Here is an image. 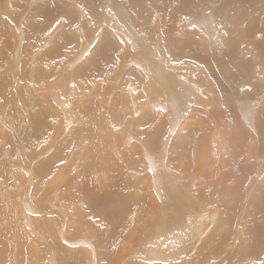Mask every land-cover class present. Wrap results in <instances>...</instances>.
Here are the masks:
<instances>
[{
	"label": "bare ground",
	"instance_id": "bare-ground-1",
	"mask_svg": "<svg viewBox=\"0 0 264 264\" xmlns=\"http://www.w3.org/2000/svg\"><path fill=\"white\" fill-rule=\"evenodd\" d=\"M7 1L8 0H0V4L3 8L2 10L0 9L1 11L0 13L4 15H7L9 11L8 9H10L11 7V4L7 6V3H6ZM17 1L18 3L25 4L26 7L24 9L26 10H28L29 6H33V5L38 6V4L40 6V8H37L35 6L37 9L36 8H35L36 10L32 9L33 12L31 10V13L28 14V16L26 14L27 12L23 14L26 11L25 10L23 12L20 11L21 15L16 14V16H14L15 19L13 18L17 26L16 28L22 29L20 24L23 22H20V21L24 18V16L27 17L25 18L27 21L25 22V24L27 25L28 29L27 27L25 28L27 29V31L25 30L26 32L24 34H31L33 36L38 31L36 28L39 29L40 27L39 29V32L41 34L40 36L44 34L43 35L44 37H41L44 41L42 44H40V46L38 45L40 42L38 44L35 42L36 45H38L40 48L43 46H44L43 48H45L49 46L50 43H52L54 39V34L51 36H48L50 34L49 32L47 33V31H49L53 26H56L57 23H60L59 21L60 19H62V21L65 23L63 25L71 27V28L75 27L73 28V30H76V26L74 25L75 24L77 25L80 20H81L80 22L84 21L83 25L86 26L84 37L86 38L87 41L85 40L86 42L84 43L80 42L81 45H79V43L77 44V46L79 45L81 48L78 47L79 50L78 52L76 51L77 53L74 55V60L71 61L70 59L65 64L61 63L62 61L58 62L55 59H52L53 60L52 62L50 61V64L53 65L52 69L54 68V71L55 69L59 67L62 69L65 65L66 67L70 68V67H73L74 64H76V66L74 67V70L72 71V74H70L71 72L66 73V71H63V72L59 71L57 76H55V78L53 77L52 81L50 80L51 81L50 83L48 81L46 82L47 84L42 83L41 86H38V84L37 85L34 84L36 83V80L35 82H32V79L29 80L32 83L33 88H35V90H37L39 94H44V97L42 98L40 97L41 99L37 100L35 103V104H39L40 108H43L44 106L55 108L52 105L51 101L57 102L58 96H59L57 93L59 89L62 88L61 86L63 87L65 85L68 86V84L72 82H76L77 84L75 85L79 87L76 92L77 93L76 98L78 97L79 99H82L88 96L91 97V99L87 100L86 103L79 101L78 103L76 102L74 103L76 104L75 106L69 104V107L65 108L66 109L65 111H67V114H68L67 117L70 122L73 121L74 114H78L77 119H78V122L80 120V123L83 125V131L84 129H89V128L91 129V132H87V134L86 132L84 134L81 132L84 135V137L88 138V141L87 140L86 141L90 142V144L88 145L89 146L88 150L91 153L90 155H88V157H90L89 159L90 163L87 165V163L85 164L82 161L83 165H81V168L79 166V168L82 171V174L81 175L79 174L78 177H75L72 180L68 179L69 183L66 182L62 184L61 180H59V177L57 176L56 179H58L60 183L59 181L58 182L55 181V183L51 187V192H48L47 194H45V197L49 196V199L51 200H49L48 198L45 200H49L48 202H53L54 204H56L54 200H57V198H59V201L64 199L66 200V202L68 200L67 206H70L69 202L72 200L71 198H73V191H72L73 189H70L69 187L73 186L75 188V186L77 185L79 186L82 182H85V185H86L89 180V173H92L91 184H94L95 181L93 179L94 177L93 175L98 176L97 173L100 170L99 166L102 164L99 161V156L106 155L108 149L110 147H113L114 151L112 150V148H111V151L115 153L114 154L112 152V155L115 158L114 160L112 159L111 161L112 163H110V161L108 160L111 166L110 172L105 171L103 174L99 173V174H102L100 176L102 177L104 176V178L106 177L105 179L103 178L104 180H110V181H107L110 183L109 185H105L104 183H102L99 188H101L102 185L104 184L108 190L106 189L105 192H102V190L100 191L96 187L89 186L90 190L89 192L87 191L86 197L81 200L78 199L79 201L78 203L80 204L84 203L86 205H89L90 206L89 208H91L92 210L96 211L95 209H97L99 210V212L104 213V214L100 213L98 216L96 215L94 217L95 220L92 221L94 226L97 225L99 228H102L101 230H103L102 222L105 221V216L108 217L107 226H106V222H104V224H105L106 231H107V227H110L109 233L105 235L103 234L101 238L105 246H108V247L110 246L109 249H111L113 244L118 241L117 239L119 240L121 239L122 243H124L123 245H121V249L118 250L117 254L113 256L114 259H108V256L104 257L103 255V257L101 258V260L104 259L102 263L116 264L117 261H119L121 257L122 258L126 257L124 260L122 261L120 260L119 263L122 264L127 259L134 258L138 260H136L135 263H133L132 261V263H129V264H167L169 263L170 259H172L171 261H173L170 264L179 263L178 260L180 259H181L180 262L182 263L194 264V262L192 261L190 263L187 262L190 257L185 259L184 256L193 255V252L195 253L196 251H197V254L199 253V258L208 257L210 260V258L213 256V260L216 261L215 264H218L219 262H221L222 259L227 262L228 260H231L230 258L227 257V254H230V253H227L228 251H226V256L225 257L222 256V259H221V255L219 254L221 252L222 254L225 253L224 252L225 248L223 247V244H222L223 240H221L218 236L217 237L219 239H217L216 237L217 240L216 241L214 240L215 239L214 231H212L211 235L209 236L212 238L208 237V239L214 238L213 239L214 245L210 247L211 255H208V254L201 255L202 254L200 252L201 249L199 250L200 247L199 248L197 247L198 250L196 249L195 251L196 246H200L198 245L201 243L200 241L205 239L208 228L215 226L214 228L216 231L223 230L227 232L228 231L227 229H229L230 225L233 226L236 220L238 222L239 216H236L237 212L235 211V209L232 211L233 208H230L226 204H224V207L222 210L220 209L217 210L214 208L212 209L211 214L205 213L207 210H209V207L211 208L214 207L213 200H215L216 197H218V200H220V198L218 195H213L211 198L212 200H209L210 196L208 192L210 190L206 191V189H204V190H201V192L199 191L200 193H197L198 191L197 190L195 191L194 189L196 188L201 189L205 187L213 188V186L217 185L218 182L220 181V177H223V176L227 177L229 175L228 178L232 177L234 178V180H237V182L238 181L243 182L244 180L248 181L246 180V178L248 179L250 177L249 175H251L250 171L252 167L250 165V162H255V158H256L255 155L257 153L256 151H258L257 149H259L260 147L257 145L258 141L256 140L257 139L256 136L259 134H257V129L252 124V119L249 116V114L251 113H247L248 111H250L253 103L251 105L249 104L250 105V109H249V107L247 106L248 103L246 104L245 101L241 99L240 97L241 95H239L238 93L240 92L241 84L239 86L237 83L249 82V80H251V78L249 77L250 75H252L250 74V70H251L250 68H256V66L263 65L264 56L259 57V55L261 54V53L259 54V51L264 52V14H262L264 13L263 7L260 4H258L256 8H254L253 6L254 4L252 5L245 0V5H249L250 7L249 9V7L246 6L247 7L246 9V7L245 8L242 7L243 6L242 4H241L242 6L239 7V2H237L238 4H234L233 0L230 1L229 3L223 0L219 4L220 5L219 8L216 7L217 9L212 12V15L207 13V11H209L208 8L211 2L210 4L207 3L206 7L202 8L203 11L202 10L198 11L199 6L196 5L198 9L196 7H193L194 9H192V11L194 10V13L192 14L191 12H188V11L190 10L192 6H194L195 0H179L180 2H178V0H162L166 3V5H168L169 9H167L166 6H161V10H159L157 14L161 15V17L163 18V24L159 26L157 25L155 27V28L158 27L155 34L153 33L150 34L152 30L150 32L148 31V29L150 28L152 24L154 25L155 23H158L159 20L156 19V16H154V13H151L152 11L150 12L151 6L150 7L148 6L149 8L147 7L146 9V7H144L145 2L141 0H127L126 5H123L122 3H120L123 0L121 1L120 0H58V1L50 0L52 1V4H45L44 2H46L47 0H17ZM48 2L49 1H47L46 3ZM232 2L234 5L232 4ZM246 2L248 4H246ZM149 4L151 5L152 3H149ZM170 5H174V8H173L174 11L173 9L171 10ZM13 6L14 7L18 6L19 8L18 7L16 8L21 9V7H23L24 5L19 4V5H13ZM14 7L11 8L10 10L13 11V9H15ZM130 8H134L136 11H134L132 14L133 10H131ZM18 9H15V10H18ZM81 10H85V12L88 13V16L91 15V19L89 18V20L92 22V25H88L90 23L86 24V22L88 21L86 20L85 22V20H83L84 18H87L88 16L85 17V14H83L84 17L81 16L79 13V11ZM146 12H147V15L145 14ZM11 15H12V12H11ZM8 18H11L10 14H8ZM78 18H80L79 21L77 20ZM179 19L181 21H179ZM40 20H43V21L41 22ZM148 20L151 25L148 23ZM75 21H77L78 23H74ZM107 22L111 23V28H113L114 26V28H118V31L120 32L116 33V32L111 31L110 29H105V28H104L105 30L101 31L102 30L101 28L105 27ZM191 24H196L197 29L194 28L195 29L194 32L197 33L198 37L200 36L201 38L205 39L201 35L200 32H202V34L204 35L205 33H207V36H209L210 40H212L210 44L212 43L213 45H215L216 44L215 40L219 44L220 40L224 41L225 39L226 41L227 39V43H226L227 46L225 48L231 49L230 52L228 53L227 51L226 52L224 51L225 54L224 52H222L224 56L220 58L219 54L221 52H219V50L220 48H223V47H220L221 46L220 45L219 48L217 49L215 46L212 47L208 43L209 45L207 47L208 49L207 51L210 52L211 51L210 49H212L213 51L211 52L212 54L208 53V56L207 55L203 56L205 57L204 61L201 58L202 63L200 62L198 58H196L198 62H195L193 59L191 61H187L188 60L187 55H186V61H179L180 59L178 57H180V55L184 56L185 51L188 53L195 51V49L198 51L199 41H196V42L194 41L195 44L198 45L197 48H195L194 50L192 49L190 42L184 44L185 46L187 45V48L181 47V48H177V50L174 49V46L176 43L173 44L172 36H173V33L177 34L178 32L175 30L179 28V30L181 29L184 33L186 28H188V26ZM80 26L82 27V25ZM174 27H177V28H175V30H172L174 29ZM14 30L15 29H13V31ZM171 30L173 33L170 32ZM99 31L102 34V37L99 36L101 37L100 42L103 41L102 38L105 39L103 44H101L102 42L98 44L95 43L96 37L99 34ZM7 32L8 31L3 25V22L0 23V33L4 35V34H7ZM187 33H189V31ZM187 33L185 32V34ZM24 34L21 33V36L18 37L17 36L18 34L16 33V36L19 39L18 38L16 39L15 44L13 43H12L13 45L9 44L14 47L13 55L15 54L12 60L14 63L12 67L9 69V73L12 75V79H13V85H12L13 90L14 88L15 89L17 88L19 80H20V76H19L20 72H17L15 65L19 67L20 69H22V67L26 68L27 67L26 62L29 59H25V57L26 58L30 57L31 61L37 60L35 59L36 55L40 53L37 51L34 52L33 50L29 49L27 45H25L27 47L23 46L24 52L23 51H20L17 53L15 52L16 50L15 46L16 45L20 46L23 44L22 36H24ZM68 34L72 35V36L68 35L71 37L69 39L76 40L77 38L78 40H80L79 37H76L77 35H75L73 31H72V34L71 33H68ZM177 35L179 36V34ZM111 36L115 40L112 39ZM183 36H180V37H183ZM212 36H214L215 40L213 39ZM261 37L262 39L260 43H257V41ZM25 39L27 40L26 37ZM155 39L157 41H155ZM8 40H10L8 42H11V38L9 37V35H8ZM241 40H244V44H245L244 45L245 51L242 48L243 52H246L250 56L252 54L253 56L252 57L253 63L251 67H250L251 64L249 62L245 60H242V61L240 60L241 57H239L238 51L239 52L241 51L238 48V42H240ZM59 41L61 40L59 39ZM59 41H57L56 44H59L58 43ZM234 41H236V43H233ZM54 42H53V45H54ZM65 42L66 41H64V43ZM35 43H33V45ZM93 43L94 45L96 44V46L92 47L93 49L91 50V46H93L92 45ZM220 43L222 44V42ZM153 44H156L157 46H154ZM206 44L207 43L204 42L203 48L202 47L200 48L205 49ZM29 46H30V43H29ZM56 46L58 47V45ZM34 47L36 46L30 47V48L34 49ZM39 47L37 48V50L39 49ZM71 47L73 46L71 45ZM157 47L160 48L159 51ZM3 48H5V46L0 45V54L3 53V50H4ZM10 48L8 47L9 50ZM73 49L75 50L74 47ZM89 52L90 54L87 56V58L84 57L85 54ZM58 54H60V52ZM47 56L48 54L43 56V58L44 57L46 58V60L44 61L46 67L49 64L47 58L50 59L53 56V53L49 54V57ZM82 58L83 60H81ZM162 59H164L165 61H163ZM65 61L66 60H64V62ZM5 62H6V59H3L1 57L0 67L4 66ZM203 62H206V63H203ZM34 63H36V61H33L30 67H27L26 69V71H28L27 73L28 78H32V71L29 69L32 68ZM6 67L8 66L6 65ZM37 74L39 75V77L46 75L43 69L42 71L40 70L36 72V75ZM199 74L200 76H198L197 79L199 78V80L201 81V84H203L204 86L209 88L210 86L209 80L212 81L210 83L214 87L210 86L212 89L210 90L209 88L208 92L216 90L217 92L215 93L217 94L213 96H206L205 91L201 90V87L199 88L196 86L197 84L194 83V80L196 79L195 77ZM216 75L222 76L224 77V79H227L228 82L226 81L224 82H226L228 89H232L233 93L226 95L225 91H227L228 89L223 90L225 87H222V85H220V83L217 80L218 78H216ZM48 78L50 79L49 76ZM110 78L115 80V83L113 85H111L109 82L111 81ZM215 79L217 80L219 85H215V82H216ZM21 80L24 81L23 79ZM53 80H55L54 81L55 83H53ZM262 83L264 85V82ZM257 87L261 88L262 85L261 86L258 85ZM2 89L6 92V94H8V96H9V93H11L12 91L10 88L7 89L6 86H5V89L4 88ZM67 89H70V88H67ZM35 90L33 89L32 94H34ZM242 93L243 92H241V94ZM19 95L21 96L20 93ZM68 97L69 96H67V98ZM61 98L63 97H60V99ZM103 109L104 110L106 109V112L105 114L102 113L104 117L102 116L101 117L104 118L107 124L103 122L104 120L101 117H99V119L101 118L102 121L101 120L98 121V119H96L95 121L92 120L93 122H91L85 119L88 116L89 112L92 115H96L95 114L96 111L99 114V112L104 111ZM19 110L20 111L22 110L23 112L22 116H20L21 119L19 118L20 120L19 122H21L22 124V121L25 120L24 119L26 115L25 113L28 111L24 107H19ZM33 113L34 112H32L30 116ZM123 115H125V117ZM47 116L46 114L44 115L42 114V116H39L40 122L38 123L35 129H30L29 127L30 132H31L30 134L32 135V140H33V137H35V139H38L42 135L48 134L46 130L44 131L45 128L46 129L52 128L48 126V124H51L52 122L51 120L52 116L51 117H47ZM121 116H123L125 119L127 116L130 118V122H127L128 117L125 121L128 125L127 127L128 130L126 131L121 130V128L119 127L120 126L119 122H121L120 119L122 118ZM31 117L29 119H31ZM194 117H195V120L199 122V124L195 122L197 125L195 128H193L192 126L193 125L192 120L194 119ZM33 118H36V116ZM8 119H11V118L8 117ZM13 120L9 122L10 125L13 124ZM153 120L155 121L158 120L159 122H161L159 124H162V125H163L162 123L163 121H165L166 124H168V128L164 130V133L156 132L157 134L154 133L156 135L152 134L153 136H151L147 134L146 131L144 132V130H141L142 128L140 127V125L142 126L144 122L153 121ZM181 120H183V123L180 124ZM74 122H76V120H74ZM262 122L264 123V121ZM262 122H259V123L263 125ZM31 123H35V121L33 119L28 120L26 122V126H29V124L31 126ZM179 124L181 125V129H183L181 132H184L185 129L187 128L186 135L189 134V136H193L196 141L200 140V142L196 144L195 158H196V161L198 160L204 161L205 165L207 166L206 168L207 170L205 173L201 172V174H197L195 176V174H193L194 172H192V174L195 177L192 178L190 185H187V186L184 185L181 181L175 183L173 180L174 182L173 183L172 182L173 178H170L169 175H168L169 177L168 179L163 172L165 171L163 160L161 162V159H162L161 151L162 150L164 151L165 149L168 148L166 146H169L168 144H169L170 137L168 136V133L175 131L177 127L179 126ZM190 125L192 126L193 129L188 130ZM71 126H72V123H71ZM20 127H24V125L22 124V126ZM111 127H114V128H111ZM157 129H161V128H157ZM23 130H26V127ZM112 131H113V134L114 133H117V134L121 133V134H118L117 136H113ZM76 132L77 130L74 133ZM176 132L178 133L179 131H176ZM28 133H29V130L28 131L26 130V135ZM144 133H146L145 137L143 136ZM67 135H71V134L69 133ZM161 135L164 136L163 139L161 138ZM165 135H167L169 138L167 136L165 138ZM75 138L76 137L74 136V139ZM98 138L99 139L101 138L102 140H98ZM107 138L109 142H106ZM76 139H79V138L77 137ZM186 139H187V136L185 137L182 136V139L181 140L178 139V142L180 140L181 144H184L186 143ZM29 140L31 141V143L28 142V140L26 142L29 145H33L34 143H32V140L31 139ZM114 140L116 141L115 144L113 143ZM75 142L78 143V140H75ZM190 142L192 143V141ZM35 145L36 144H34V146ZM153 146L155 150L152 148ZM18 147L20 149V152L21 150L22 152L24 151V149L22 148V144H20ZM180 148L185 149L183 147H179V149ZM109 155L111 156L110 153ZM109 155H106V158ZM0 156H1V153H0ZM230 157L231 159H234V162L229 164V165H232V169H229L227 167L229 166L227 165V162H228L227 160H229L230 162L231 160ZM163 158H164V155H163ZM94 162L96 165L94 166L92 165L90 167V165ZM77 167H78V164H77ZM148 167H150V170L153 173H155L154 174L155 185L154 184L151 185V187L153 188V192L154 194H157L156 192L160 193L161 198H158L157 197L158 195H156V197L155 195L154 196L150 195V193L149 195L152 196L151 198L146 199L144 198L145 196L141 194L142 196H144L142 198L141 195H139L140 193V187L138 185L139 182L136 181L137 182L136 183L132 179V177L129 175L130 173L128 174V171L132 173H136L135 168L137 169L146 168L147 169ZM186 167H184L182 170H185ZM40 168H42L41 170L45 169L48 171L47 164L45 163L41 165L38 169ZM7 169H8L7 171L10 170L9 168ZM29 170H30V167L28 171ZM167 170H169L168 166H167ZM224 171H225V175H223ZM4 172H5L4 166L0 167L1 175ZM42 172L44 173V171ZM243 175H245L244 178H242ZM61 177H64V176H61ZM30 181H31V178H30ZM100 182L102 181L100 180ZM152 182L153 181H151V183ZM228 182H229V179H228ZM141 183L143 184L144 182H141ZM59 184H62V185L60 186ZM70 184L72 185L70 186ZM143 186L144 184L141 187L143 188ZM31 191H32L31 187L29 188L28 186H26V188L23 189L21 192L23 193L22 194L23 195L22 205H24V207H19V204L14 202L13 200L15 196L14 191H10L9 193L0 192V249L4 248L5 250H1V252H4V251L6 252L5 256H3V254L0 255V260L8 261V264H11V263L12 264L13 263L14 264H17V263L24 264L25 257L29 261H31L32 259H35L34 257L36 255H38V259H35L34 264H73L71 263L72 261L80 260V258L82 259L84 256L82 255L83 254L82 250L70 249V248H67V246L65 245V244L70 245L72 241L70 239L73 238L69 236V234H67L68 229L72 231L74 226H77V229H78L77 233H74L73 231L72 232L74 235H81L78 233L79 228L81 227L80 225L81 222L80 224L78 223L74 224L75 221L70 222L72 217L70 219L68 217L70 215L74 217L78 215L81 216L82 212L79 211V214H77L76 211L70 210L69 211L70 213L67 212L68 214H66L63 212L64 210L61 209V207L55 206L56 207L55 208L53 203L48 205L50 206V210L51 209L55 210V212L59 214L56 218L48 219L51 225V228L53 230L54 238L57 240L55 242L53 239L49 238L50 235H49L48 229H44V231L42 232V230H40L39 228L40 219L37 218L38 216L35 217V215L36 214L39 215V213H41L42 211L41 209L47 208V206L42 204L41 206L35 207L33 209L32 201H33L34 194H32L33 192L31 193ZM67 192L70 193V195L69 197L65 198ZM197 195H199L200 198L197 197ZM34 198H36V196ZM144 199H146V201ZM262 199L263 200L261 201V204L259 205V207H256L257 210L254 209V213L256 212L260 214L259 218L254 216L255 217L254 219L257 218V220H254L253 223H251L252 221L251 222L249 221L250 224H248L247 228H245L246 229L245 237L249 241L252 239L251 237H254V241H253L254 243L253 242L252 243L255 244V246H259L261 243H264V197ZM74 205L73 207H75ZM236 207L237 206H235V208ZM31 210L33 211L31 212ZM21 211L22 213L25 214V216L20 215ZM136 211L140 213V216L142 217L141 219H144L143 227H144L145 234L144 236H141L140 240L138 238L139 241L136 244H131L132 247L129 249L128 242L131 240L134 231L133 232L131 231L132 230L131 227H127V225L129 224L127 222H129L131 218H135V216L137 215ZM218 211H219V214L216 213ZM30 212L32 214H29ZM90 213H95V212H90ZM102 217L104 218V220H102ZM216 217H218L217 220H216ZM234 217L236 218L235 222H233ZM48 221L42 222V225L47 226ZM237 222L235 226L236 231L239 230V227H238L239 225L237 224ZM20 223H22L21 225L23 228L20 226ZM99 223L102 225V227ZM62 226H63V229L65 228L64 230L66 234L62 233L61 230H59V228ZM143 227H140V228H143ZM126 230H129V231H126ZM73 234H70V235H73ZM220 234H223V233L220 232ZM260 238L263 241H261ZM192 240L194 241V243H191ZM75 242L76 243L84 242L85 244L80 243L83 247L88 246L86 244L90 243L87 240H82V241L77 240ZM2 244L4 245L9 244V246L2 247ZM248 246L250 247L251 245H248ZM30 247H34V248H30ZM245 247H246V243H245ZM249 247H247V249ZM90 248H93V246ZM210 249L206 248V250L203 252H209ZM93 250H94L93 252L90 250L92 253H90L89 258H88L90 264H94V262L98 260L97 257L99 256V255L96 256V252H95L96 250L95 249ZM87 253L89 254V251ZM107 253H109V250ZM241 254H244V253H241ZM250 255L248 254L245 258H243L244 263L248 264V262L250 261L249 262L250 264H260L257 262L260 259L259 257H257V255H256V258H258V260H254V261L252 260L254 258H251ZM238 257H235V258L238 259Z\"/></svg>",
	"mask_w": 264,
	"mask_h": 264
},
{
	"label": "rangeland",
	"instance_id": "rangeland-1",
	"mask_svg": "<svg viewBox=\"0 0 264 264\" xmlns=\"http://www.w3.org/2000/svg\"><path fill=\"white\" fill-rule=\"evenodd\" d=\"M47 1H49L48 3H46ZM46 2H44L45 4H52V1H50V0H47ZM56 1H58V0H56ZM121 1V0H120ZM126 1L127 0H123V1H121L120 3H122L123 5H126ZM141 1H144L145 2V4H144V7H146V9H147V7L149 6H151V9H150V12L151 13H154V16H156V19H158L159 20V22L158 23H155L154 25L152 24H150L149 23V20H148V23L151 25L150 26V28L148 29V31H150L151 32V30H152V32L150 33V34H155L156 33V30H157V28H155L157 25L159 26V25H162L163 24V18L161 17V15H158L157 13H158V11L159 10H161V6H166L167 7V9H169V7H168V5H166V3L164 2V1H162V0H141ZM215 1H216V3H215ZM223 0H195V2H194V6H192L191 8H190V10L188 11V12H191L192 14L194 13V10L192 11V9H194L193 7H196L197 9H198V7L197 6H199V9H198V11L200 10H202L203 11V7H206V5H207V3H209L210 4V2H211V4L209 5V11H207V13L208 14H211L212 15V12L213 11H215L217 8H219V4L222 2ZM224 1H227L228 3L230 2V1H232V0H224ZM247 2H249L250 4H254L253 6H254V8H256V6L258 5V4H260L262 7H263V9H264V0H246ZM252 1V2H251ZM256 1V2H255ZM178 2H180L179 0H178ZM205 2H206V4H205ZM233 2H234V4H238L237 2H239V7L240 6H242V7H246V6H248L249 7V5H245V0H242V1H240V0H233ZM233 2H232V4H233ZM240 2H242V3H240ZM246 2V4H248ZM262 4H261V3ZM5 3V2H4ZM7 6H9L10 4H11V7H10V9L11 8H13L14 6L13 5H19V4H21V5H24L23 7H21V9H23V10H21V9H18L19 7L18 6H15L14 8L15 9H18V10H15V9H13V11L12 10H10V9H8L9 11H8V13H7V15H4V14H2V13H0V23H2L3 22V25L5 26V28L7 29V34H2V33H0V45H2V46H5V48H3L4 50H3V53H1L0 54V58L2 57L3 59H6V62L4 63V66H1L0 67V153H1V156H0V164L2 165V164H4V165H2V166H4V169H5V172L4 173H2V175H1V173H0V192H2V193H9L10 191H14L15 192V196H14V198H13V200H14V202L15 203H17V204H19V207H24V205H22V194L23 193H21L22 192V190L23 189H25L26 188V186H28L29 188L31 187V189H32V191H31V193L32 194H34V196H33V201H32V204H33V209L35 208V207H39V206H41L42 204H44V205H46L47 206V208H43V209H41L40 211H41V213H39V215L38 214H34L35 215V217H37V218H39L40 219V230H42V232L44 231V229H48L49 230V238H51V239H53L55 242L57 241L55 238H54V234H53V230H52V228H51V225H50V223H49V221H48V219L49 218H51V219H53V218H56L59 214L57 213V212H55V210H50V206H48L49 204H51V203H53V202H48L49 200H51V199H49V196L48 197H45V194H47L48 192H51V187H52V185L55 183V181L56 182H58L59 180H61V182H62V184L63 183H69V180H72L73 178H75V177H78L79 176V174L81 175L82 174V171H81V165H83V162L86 164L87 163V165L90 163V157H88V155H90L91 153H90V151L88 150L89 149V144H90V142H87L88 141V138L87 137H84V133L86 132V134H87V132H91V129L89 128V129H84V131H83V125L80 123V120H79V122H78V114H74V118H73V121H69V119H68V114H67V111H65L66 109L65 108H67V107H69V104H71V105H76V104H74L75 102L76 103H78L79 101H82V102H85L86 103V101L87 100H89V99H91V97L90 96H88V97H84V98H82V99H79L78 97L76 98V96H77V90H78V88L79 87H77V85H75V84H77L76 82H72V83H69L68 84V86H61L62 88H60L59 89V91H58V100H57V102L56 101H51L52 102V105L55 107V108H50L49 106H44L43 108H40L39 107V104H35L36 103V101L37 100H39V99H41L42 97H44V94H39L38 92H37V90H35V88H33V85H32V83L29 81L30 79H32V82H35V80H36V83H34V84H38V86H41V84L42 83H46V82H48L49 81V83L52 81V78L54 77L55 78V76H57V74L59 73V71H61V72H63V71H66V73H70V74H72V71L74 70V67L76 66V64H74V66L73 67H70V68H68V67H66V65L61 69L60 67L59 68H57V69H55V71H54V68L52 69V67H53V65L52 64H50V61L52 62L53 60L52 59H55V60H57L58 62L60 61H62L61 63H63V64H65L66 62H68L70 59H71V61L72 60H74V55L78 52V47L79 48H81L79 45H81V43H84V42H86L87 40H86V38L84 37L85 35H84V32H85V28H86V26L85 25H83V22L84 21H82V22H80L81 20H80V18H78L77 20L79 21V23L77 22V21H75L74 23H78L77 25L75 24L74 26H76V30H73V28H75V27H73V28H71V27H68V26H65V25H63V24H65L63 21H62V19H60L59 21H60V23H57V25L56 26H53L49 31H47V33L49 32V34L50 35H48V36H51V35H53L54 34V39H53V41H52V43H50L49 44V46H47V47H45V48H43V47H39L40 46V44H42L43 43V39L41 38V37H44L43 35L42 36H40L41 34H40V32H39V29H40V27H39V29L38 28H36L38 31L32 36L31 34H24L26 31H27V29H28V27H27V25L25 24V22H27L26 21V19L25 18H27V17H25L24 16V18L20 21V22H23V23H21L20 24V26L22 27V29H19V28H16L17 26H16V23H15V21H14V19H15V17L14 16H16V14H20L21 15V12H23V11H25L26 9H24L26 6H25V4H23V3H18V1L17 0H8L7 2ZM54 3H56V2H54ZM149 3H152L151 5L149 4ZM202 3V4H201ZM213 4V5H212ZM233 4V5H234ZM242 4V5H241ZM40 5H42V4H40ZM153 5V6H152ZM197 5V6H196ZM0 6H1V4H0ZM13 6V7H12ZM36 5H33V6H29L28 7V10H26L23 14H25L26 12V14H27V16H28V14H30L31 13V10L33 9V10H36L37 8H40V6H39V4H38V6H36ZM16 7H18V8H16ZM34 7V8H33ZM129 7V6H128ZM133 7V6H132ZM148 7V8H149ZM170 7H171V10L174 8V5H170ZM217 7V8H216ZM6 8V7H5ZM36 8V9H35ZM127 8V7H126ZM195 8V9H196ZM212 8V9H211ZM213 8H214V10H213ZM1 10L3 9L2 8V6H1V8H0ZM131 10H133L132 11V14H133V12L134 11H136L134 8H130ZM153 9V10H152ZM246 9H247V7H246ZM249 9H250V7H249ZM5 10H7V9H5ZM33 10H32V12H33ZM21 11V12H20ZM173 11H174V9H173ZM177 11H178V9H177ZM1 12V11H0ZM11 12H12V15H11ZM29 12V13H28ZM85 10H81V11H79V13H80V15L81 16H83V14H85V17H87L88 16V13L87 12H85ZM264 12V11H263ZM8 14H10V16H11V18H8ZM22 14V15H23ZM95 14V13H94ZM146 15H147V12L145 13ZM156 14V15H155ZM197 14V13H196ZM262 14H264V13H262ZM37 17H39V16H37ZM84 17V16H83ZM14 18V19H13ZM88 18V19H87ZM87 18H84L83 20H85V22H86V20L88 21V22H86V24L87 23H90V24H88V25H92V22L89 20V18L91 19V15L90 16H88ZM110 18V17H109ZM13 19V20H12ZM148 19V18H147ZM169 19H170V17H169ZM168 19V20H169ZM41 22L43 21V20H40ZM179 21H181L180 19H179ZM12 22V23H11ZM14 22V23H13ZM162 22V23H161ZM81 23V24H80ZM82 25V27L80 26V25ZM85 24V23H84ZM59 25H60V27H59ZM117 25V24H116ZM170 25V24H169ZM192 25V26H191ZM191 25H189L188 26V28H186V30L184 31V33H183V31L180 29L179 30V28L178 29H176L175 30V28H177V27H174V29H172V30H175V31H178L177 32V34H179V36L177 35V34H175V33H173L172 32V30L170 31V32H172L173 33V36H172V40H173V44H175V46H174V49L175 50H177V48H181V47H184V48H187V45L185 46L184 44L185 43H191L190 45L192 46V49L194 50L195 48H197V46L198 45H196L195 44V42L196 41H199V46H198V51L195 49V51H192L191 53H188V52H186L185 51V54H184V56H181L180 55V57H178L180 60L179 61H186V55H187V61H191L192 59L195 61V62H198L197 60H196V58H198L199 60H200V62L202 63V60L204 61V58L205 57H203V56H205V55H207L208 56V53H210V54H212L211 52L213 51L212 49H210L209 51L210 52H208L207 50V47H208V45L210 44V42L212 41V40H210V38H209V36H207V33H205V35L204 34H202V32H200L201 33V35L205 38V39H203V38H201L200 36L198 37L197 36V33L196 32H194L195 31V29L194 28H196V24H191ZM27 27V29H25ZM68 27V28H67ZM79 27H81V28H79ZM155 29H154V28ZM60 28V29H59ZM62 28H63V30H62ZM110 29L111 31H113V32H116V33H119L120 31H118V28H114V26H113V28H111V23H108L107 22V24H106V26L105 27H102L100 30L101 31H103V30H105V29ZM13 29H15L14 31H13ZM66 29V30H65ZM117 30V31H115V30ZM190 29V30H189ZM197 29V28H196ZM26 30V31H25ZM12 31V32H11ZM17 31H19V32H17ZM72 31L75 33V35H77L76 37H79V39L80 40H78L76 37V40L74 39H69V38H71L70 36H72V35H70V34H68V33H71L72 34ZM76 31H77V33H76ZM80 31V32H79ZM189 31V33H187ZM197 31V30H196ZM18 34L17 36L19 37V36H21V33H23L24 34V36H22V39H23V44L22 45H16L15 46V48H16V50H15V52L17 53V52H20V51H23L24 52V49H23V46H25V45H27L28 46V48L29 49H31V50H33L34 52H40V53H38V55H36V58L35 59H37V60H33V61H36V63H34V67L32 66V68H30L29 70H31L32 71V78H28V71H26V69H27V67H30V65H31V63H33V61H31V59H30V57L29 58H26L25 57V59H29L26 63H27V67L26 68H23L22 67V69H20L19 67H17L16 65H15V67H16V69H17V72H20V80H19V83H18V86H17V88L15 89L14 88V90H13V87H12V85H13V79H12V75L9 73V69L12 67V65H13V56L15 55H13V49H14V47L12 46L13 44H15V42H16V39L18 38L17 36H16V33ZM42 32V31H41ZM60 32V33H59ZM67 32V33H66ZM181 32V33H180ZM185 32L187 33V34H185ZM193 32V33H192ZM20 33V34H19ZM52 33V34H51ZM58 34V35H57ZM61 34H62V36H61ZM8 35H9V37L11 38V42H8V41H10V40H8ZM12 35V36H11ZM39 35V36H38ZM68 35H70V36H68ZM175 35V36H174ZM184 35V36H183ZM29 36H30V38H29ZM32 36V37H31ZM60 36V37H59ZM66 38H65V37ZM99 36H101L102 37V34H101V32L99 31V34L97 35V37H96V44H98V43H101V44H103V42H104V38H102L103 39V41H101L100 42V38L101 37H99ZM177 36V37H176ZM180 36H183L184 38H186V39H184L183 37H180ZM25 37L27 38V40L25 39ZM62 37V38H61ZM112 37V36H111ZM180 37V38H179ZM192 37V38H191ZM213 37V39H214V36H212ZM64 38V39H63ZM178 38V39H177ZM183 38V39H182ZM191 38V39H190ZM19 39V38H18ZM42 39V40H41ZM59 39L61 40V41H59ZM63 39V40H62ZM98 39V40H97ZM112 39H114L113 37H112ZM180 39V40H179ZM261 39H262V37L261 38H259V40L257 41V43H260V41H261ZM32 40V41H31ZM35 40V41H34ZM36 40H38V41H36ZM54 40H55V42H54ZM86 40V41H85ZM115 40V39H114ZM179 40V41H178ZM189 40H191V41H189ZM203 40H205V41H203ZM215 40V39H214ZM257 40V39H256ZM29 41H31L32 42V44H31V42H29ZM57 41H59L58 43L59 44H56L57 43ZM64 41H66L65 43H64ZM155 41H157L156 39H155ZM195 41V42H194ZM229 41V40H228ZM30 43V46H29V43ZM38 44L39 42V46L38 45H36V43ZM53 42H54V45H53ZM62 42V43H61ZM81 42V43H80ZM204 42H206L207 44L205 45L206 46V48L205 49H202L203 48V46H204ZM220 42H222V44L220 43ZM220 42H219V44H218V42L215 40V45H213L212 43L210 44L212 47L213 46H215L217 49L219 48V46L220 47H223V48H220V50H219V52H221L219 55H220V58L221 57H223L224 55H223V53L222 52H230V50L231 49H229V48H225L226 46H227V39H226V41H225V39H224V41L223 40H220ZM225 42V43H224ZM13 43V44H12ZM33 43H35L34 45H33ZM79 43V45L77 46V44ZM183 43V44H182ZM209 43V44H208ZM233 43H236V41H234ZM9 44H12V45H9ZM96 44L94 45V43L92 44L93 46H91V50L93 49L92 47H94V46H96ZM179 44V45H178ZM195 44V45H194ZM226 44V45H225ZM7 45H8V47L10 48V50L8 49V47H7ZM38 46L39 47V49L37 50V48L36 47H34V49L33 48H30V47H33V46ZM56 45H58V47L56 46ZM63 45V46H62ZM71 45L75 48V50L73 49V47H71ZM154 46H157L156 44H153ZM202 45V46H201ZM245 44H244V40H241L240 42H238V48H239V50L242 52H239L238 51V54H239V57H241V61L242 60H245V61H247V62H249L251 65H250V67L252 66V54H251V56L249 55V54H247L246 52H243V50H244V46ZM27 46H25V47H27ZM55 46V47H54ZM76 46V47H75ZM194 46V47H193ZM241 46V47H240ZM243 46V47H242ZM7 47V48H6ZM13 47V48H12ZM59 47H61V48H59ZM200 47H202V48H200ZM229 47V46H228ZM36 48V49H35ZM71 48V49H70ZM200 48V49H199ZM241 48V49H240ZM242 48H243V50H242ZM6 49V50H5ZM73 49V50H72ZM157 49H158V51H159V47H157ZM185 50V49H184ZM183 50V51H184ZM202 50V51H201ZM77 51V52H76ZM245 51V50H244ZM2 52V51H1ZM11 52V53H10ZM56 54H55V53ZM60 52V54H58ZM207 52V53H206ZM225 52H224V54H225ZM53 53V56L50 58V59H48L47 58V60H48V65H47V67L45 66V60H46V58L44 57L43 58V56H45V55H47L48 54V56L47 57H49V54H52ZM74 53V54H73ZM111 53V52H110ZM187 53V54H186ZM202 53V54H201ZM245 53V54H244ZM261 53V54H260ZM90 54V52L89 53H86L85 54V56L84 57H86L87 58V56ZM112 54V53H111ZM241 54V55H240ZM244 54V55H243ZM259 57H263L264 56V52L263 51H259ZM41 56H42V58H41ZM56 56V57H55ZM199 56H200V58H199ZM217 56V55H216ZM83 57V58H84ZM184 57V58H183ZM83 58L81 59V60H83ZM201 58H202V60H201ZM251 58V59H250ZM11 59V60H10ZM41 59V60H40ZM190 59V60H189ZM263 59H264V57H263ZM64 60H66L65 62H64ZM85 60V59H84ZM163 61H165L164 59H162ZM26 61V60H25ZM80 61V60H79ZM11 62V63H10ZM57 62V63H58ZM203 63H206V62H203ZM208 63V62H207ZM36 64V65H35ZM6 65L8 66V67H6ZM29 65V66H28ZM23 66V65H22ZM36 66V67H35ZM38 66V67H37ZM65 67H66V69H65ZM34 68V69H33ZM38 68H39V70H38ZM47 68V69H46ZM19 69V70H18ZM42 69H43V71L46 73V75H44V76H42V77H39V75L37 74L36 75V72H38V71H42ZM251 70H250V74H252V75H250V77L249 78H251V80H249V82H239V83H237L239 86H240V84H241V86H240V92H238L239 93V95H241L240 97H241V99L242 100H244L245 101V103L247 104V106L249 107V109H250V105L253 103V104H255V105H253L252 104V106H251V109H250V111H248L247 113H251V114H249V116H250V118L252 119V124L255 126V128L257 129V134H259V135H257L256 137H257V141H258V143H257V145L258 146H260L259 147V149H257L258 151H256L257 153H258V155H257V153H256V158H255V162H250V165H251V167H252V169H251V171H250V174L251 175H249L250 177L247 179L246 178V180H248V181H243V182H237V180H234V178H232V177H230V178H228L229 177V175L227 176V177H225V176H223V177H220V181L218 182V184L217 185H215V186H213V188H207V187H205V188H201V189H194L195 191L197 190L198 192L197 193H200L201 192V190H204V189H206V191H209L208 193H209V200H212L211 198H212V196L213 195H218L219 196V198H220V200H218V197H216V199L215 200H213L214 201V207L213 208H211V207H209V210H207L205 213H207V214H211V212H212V209H217V210H222L223 209V207H224V204H226L227 206H229L230 208H233L232 209V211L235 209V211L237 212V214H236V216H239L238 217V222H237V220H236V218L234 217V221L233 222H235V220H236V222H237V224L239 225H237L238 227H239V232L238 231H236V222H235V224L232 226V225H230L229 226V229H227L226 231L227 232H225V231H223V230H220V231H216L215 230V226L214 227H210V228H208V231H207V234H206V237H205V239L204 240H199L201 243L200 244H198V245H200V246H196V248H195V246H194V248H195V251H196V249L198 250V248H199V250H200V252L202 253L201 255H211V249H210V247L211 246H213L214 245V240L216 241L217 239H221V240H223V247L225 248L224 249V252L225 253H223L222 254V252L219 254V255H221V259H222V256L223 257H225L226 256V251H228L227 253H230V254H227V257L228 258H230L231 260H228V262L227 261H225V260H221V262H219L218 264H247V263H244V259L243 258H245L248 254L250 255V257L251 258H254V259H252L253 261L254 260H258V258H256V255H257V257H259L260 259L257 261L258 263H260V264H264V243H261L259 246H255V244H253L254 242V237H251L252 239L249 241V240H247V238L245 237V231H246V229L245 228H247V226H248V224H250V222L251 223H253L254 222V220H257V218L256 219H254L255 217H258L259 218V215L260 214H258V213H256V215H255V213H254V209H256L257 210V208L256 207H259V205L261 204V201L263 200L262 198L264 197V123L262 122V121H264V85H263V83L262 82H264V61H263V65H261V66H256V68H250ZM5 70V71H4ZM22 70V71H21ZM48 70V71H47ZM253 71V72H252ZM6 72V73H5ZM34 72V73H33ZM55 72V73H54ZM4 73H5V75H4ZM52 73V74H51ZM30 74H31V72H30ZM48 76L50 77V79L48 78ZM198 76H200V74L199 75H197L195 78V80H194V83L195 84H197L196 86L197 87H201V90H204L205 91V95L206 96H213V95H215V94H217V93H215V92H217L216 90L213 92V91H211V92H208L209 91V88H210V90L212 89L211 87H214L210 82H212L211 80H209L210 82H209V84H210V86H209V88L208 87H206V86H204L203 84H201V81L199 80V78L197 79V77ZM34 77H35V79H34ZM43 78V79H42ZM45 78H46V80H45ZM216 78H218L217 80H218V82L220 83V85H222V87H225L223 90H227L228 89V87H227V84H226V82H228L227 81V79H224V77H222V76H217L216 75ZM222 78V79H221ZM253 78V79H252ZM21 79H23L24 81H22ZM42 79V80H41ZM48 79V80H47ZM111 79V78H110ZM6 80V81H5ZM51 80V81H50ZM217 80L215 79V85H219L218 84V82H217ZM21 81V82H20ZM55 80H53V83H55L54 82ZM200 81V82H199ZM224 81H226V82H224ZM262 81V82H261ZM2 82V83H1ZM110 82V84L111 85H113L114 83H115V80H113V79H111V81H109ZM74 83V84H73ZM257 83H259V84H257ZM8 84V85H7ZM23 84V85H22ZM47 84V83H46ZM73 84V85H72ZM25 85V86H24ZM32 85V86H31ZM261 86L262 85V87L260 88V87H257V86ZM5 86H6V88L8 89V88H10L12 91H11V93H9V96H8V94H6V92L2 89V88H4L5 89ZM22 86H23V88H22ZM37 86V87H38ZM72 86V87H71ZM25 87H26V89H25ZM208 88V89H206V88ZM252 87H253V89H252ZM67 88H70V89H67ZM263 88V89H262ZM33 89L35 90V92H34V94H32V92H33ZM62 89V90H61ZM66 89V90H65ZM72 89V90H71ZM75 89V90H74ZM83 89H84V87H83ZM74 90V91H73ZM207 90V91H206ZM4 91V92H3ZM62 91V92H61ZM66 91V92H65ZM105 91V90H104ZM21 94V96L19 95V93ZM69 92H70V94H69ZM241 92H243L242 94H241ZM72 93H73V95H72ZM225 93H226V95L227 94H231V93H233V91H232V89H228L227 91H225ZM236 93H237V91H236ZM254 93V94H253ZM255 93H256V95H255ZM66 94V95H65ZM210 94V95H209ZM245 94H247V95H245ZM16 95V96H15ZM41 95V96H40ZM65 97H64V96ZM70 95H71V97L73 98H71L70 97ZM7 96V97H6ZM67 96H69L68 98H67ZM245 96V97H244ZM254 96V97H253ZM41 97V98H40ZM60 97H63V98H61L60 99ZM90 97V98H89ZM248 97V98H247ZM252 97V98H251ZM263 97V98H262ZM17 98V99H16ZM67 98V99H66ZM246 98V99H245ZM251 98V99H250ZM10 99V100H9ZM79 99V100H78ZM17 100V101H16ZM65 100H67V101H65ZM70 102H69V101ZM73 100H74V102H73ZM10 101V102H9ZM25 101V102H24ZM60 101V102H59ZM72 101V102H71ZM61 102H63V103H61ZM251 102V103H250ZM12 103H13V105H12ZM250 104V105H249ZM3 105V106H2ZM67 105V106H66ZM62 106V107H61ZM19 107H24L28 112H26L25 114V120L24 121H22V124L24 125V127H20V126H22V124H21V122H19L20 120H19V118L21 119V117L20 116H22V114H23V112H22V110L20 111L19 110ZM36 109H35V108ZM50 108V109H49ZM74 108V107H73ZM15 109V110H14ZM18 109V110H17ZM30 109V110H29ZM38 109V110H37ZM49 110V111H48ZM104 110V109H103ZM13 111H14V113H13ZM41 111H42V113H41ZM252 111V112H251ZM32 112H34L33 114H35V115H31V116H33V117H35L36 116V118H33V117H31L30 116V114L32 113ZM105 112H106V109L103 111V112H99V114H98V112L96 111L95 112V114L96 115H92V114H90V112H89V114H88V116L85 118V119H87L88 121H91V122H93V121H95L96 119H98V121H100L101 120V118L102 117H104V115L103 114H105ZM18 113V114H17ZM38 115H37V114ZM103 113V114H102ZM10 116H9V115ZM15 114V115H14ZM20 114V115H19ZM42 114L44 115V114H46V116L47 117H51L52 116V122H51V124H48V126H50V127H52V128H48V129H44V131L46 130L47 131V133L48 134H46V135H42L41 137H39L38 139H35V137H33V140H32V135L30 134L31 132H30V129H35L36 128V126L38 125V123L40 122L39 120H40V118H39V116H42ZM64 114V115H63ZM102 114V115H101ZM19 115V116H18ZM29 115V116H28ZM55 115V116H54ZM27 116H28V118H27ZM98 116V117H97ZM102 116V117H101ZM124 117H125V115H123ZM123 116H121L122 118L120 119L121 120V122H119V127L121 128V130H128V125H127V123L125 122L126 121V119H127V117H126V119L123 117ZM7 117V118H6ZM8 117H10L11 119H8ZM15 117H16V119H15ZM31 117V119H33L34 121H35V123H31V126H30V124H29V126H26V122L28 121V120H31V119H29ZM64 117H66V118H64ZM99 117H101L100 119H99ZM13 118H14V120H13ZM18 118V119H17ZM54 118V119H53ZM89 118V119H88ZM103 120H104V118H102ZM129 119V120H128ZM128 119H127V122H130V118L128 117ZM13 120V124L12 125H10L9 124V122L10 121H12ZM19 122H17V121ZM67 120V121H66ZM74 120H76V122H74ZM93 120V121H92ZM69 121V122H68ZM102 121V120H101ZM193 122V128H195L197 125H196V123L197 124H199V122L197 121V120H195V117H194V119L192 120ZM262 122L263 123V125L262 124H260L259 122ZM6 122V123H5ZM24 122V123H23ZM104 123H106L107 124V122L104 120L103 121ZM156 122H157V124H156ZM196 122V123H195ZM71 123H72V126H71ZM74 123H75V125H74ZM81 125H79V124ZM159 123H161V122H159L158 120H153V121H146V122H144V124L141 126L140 125V127L142 128L141 130H144V132L146 131V133L147 134H149V135H151V136H153V135H156L158 132H162V133H164V130L165 129H167L168 128V124H166V122L165 121H163L162 123H163V125L162 124H159ZM181 123H183V120H181V122H180V124ZM77 124V125H76ZM179 124V126L177 127V129L175 130V131H172L171 133H168V136L170 137V139H169V146H166V147H168L167 149H165L163 152L165 153H163L162 151H161V162H162V160H163V162H164V167H165V171H163L164 172V174L166 175V177L169 179V177L170 178H173L172 179V182H173V180H174V182L175 183H177V182H182L184 185H190V182L192 181V178H194L197 174H201V172H206V168H207V166L205 165V163H204V161H202V160H198V161H196V158H195V152H196V144L197 143H199L200 142V140L199 141H196L195 139H194V137L193 136H189V134H187L186 135V131H187V128L185 129V131L184 132H181L183 129H181V125ZM257 124V125H256ZM10 125V126H9ZM149 125V126H148ZM158 125V126H157ZM165 125V126H164ZM260 125V126H259ZM12 126V127H11ZM167 126V127H166ZM192 126L190 125L189 126V128H188V130H190V129H193L192 128ZM262 126V127H261ZM6 127V128H5ZM8 127V128H7ZM25 127H26V130L28 131L29 130V133L26 135V130H23V129H25ZM29 127H30V129H29ZM161 128V129H157V128ZM19 128H21V129H19ZM80 128H82V129H80ZM100 128V127H99ZM99 128H98V130H99ZM111 128H114V127H111ZM127 128V129H126ZM150 128V129H149ZM152 128V129H151ZM157 130H156V129ZM263 128V129H262ZM52 129H54V130H52ZM77 130V132L76 133H74L76 130ZM148 129V130H147ZM4 130V131H3ZM260 130V131H259ZM79 131V132H78ZM153 131V132H152ZM155 131V132H154ZM176 131H179L178 133L176 132ZM71 134V135H67V134H69V133ZM83 134H82V133ZM157 132V133H156ZM176 132V133H175ZM260 132V133H259ZM81 133V134H80ZM146 133H144V137H145V135H146ZM154 133H156V134H154ZM75 134H77V135H75ZM79 134V135H78ZM112 134H113V131H112ZM115 134V135H114ZM113 134V136H117L118 134H121V133H114ZM153 134V135H152ZM170 134V135H169ZM176 134V135H175ZM178 134V135H177ZM83 135V136H82ZM174 137H173V136ZM70 136H72V137H70ZM74 136L77 138H79V139H74ZM166 136L167 135H165V138H166ZM167 136V137H168ZM182 136L183 137H185V136H187V139H186V143H184V144H181V142H180V140L182 139ZM90 137V136H89ZM109 137V136H108ZM163 135H161V138L163 139ZM168 137V138H169ZM178 137H180V138H178ZM26 138H28V139H26ZM71 138H73V139H71ZM116 138H118V137H116ZM164 138V139H165ZM180 139L179 140V142H178V139ZM29 139H31L32 140V143H34V144H36L35 146H34V144L33 145H29L26 141L28 140V142H30L31 143V141L29 140ZM188 139H189V141H188ZM69 140V141H68ZM75 140H78V143H76L75 142ZM82 140V141H81ZM87 140V141H86ZM98 140H102L101 138L99 139L98 138ZM72 141V142H71ZM91 141V140H90ZM190 141H192V143L190 142ZM36 142V143H35ZM70 142H71V144H70ZM84 142V143H83ZM106 142H109V140H108V138H107V140H106ZM172 142V143H171ZM114 144L116 143V141L114 140V142H113ZM171 143V144H170ZM20 144H22V148L24 149V151L22 152V150H21V152H20V149H19V145ZM260 144V145H259ZM18 145V146H17ZM24 145V146H23ZM27 145H29V146H27ZM184 145V146H183ZM33 146V147H32ZM112 146V145H111ZM198 146V145H197ZM179 147H183V148H185V149H182V148H180L179 149ZM111 148H112V150L114 151V149H113V147H110L109 149H108V151H107V154L106 155H109V153L111 154V156L109 155V156H107V158H106V155H102V156H99V161L103 164H101L99 167H100V170H99V172L97 173L98 174V176L96 175H93L94 177H93V179H94V184H91V182H92V173H89V180H88V183L85 185V182H82L79 186L77 185V186H75V188L73 187V186H71L72 184H70V186L71 187H69L70 189H73L72 191H73V198H71L72 200L69 202V204H70V206H67V202H68V200H67V202H66V200H64V199H62V200H60L59 201V198H57V200H54V202L56 203V204H54L53 203V205H54V207L56 206V207H61V209H63L64 211V213H66V214H68L67 212H69L70 210H74V211H76L77 212V214H79V211L80 212H82V215L81 216H76V217H74V216H69L68 218L70 219L71 217H72V219H71V221L70 222H74V224H80V222H81V227L79 228V234H81V235H74L73 234V232L74 233H77V231H78V229H77V226H74V228L72 229V231L71 230H67V234H69V236H71V237H73V238H71L70 240H72L71 241V243H70V245H68V244H65L66 246H67V248H70V249H74V250H82L83 252V254L82 255H84L83 256V258L81 259L80 258V260H74V261H72L71 263H73V264H90V262H89V255H90V253H92L94 250L93 249H95L96 251V256H98L97 258H98V260L96 261V262H94V264H104V263H102V261L104 260H101V258L103 257V255H104V257L105 256H108V259H114V257L113 256H115L116 254H117V252H118V250H120L121 249V245H123L124 243H122V241H121V239L119 240V239H117L118 241L117 242H115L114 244H113V246L111 247V249H109L110 248V246L108 247V246H105L104 244H103V241H102V235L104 234H107V233H109V229H110V227H107V231H106V229H105V224H104V222H106V226H107V222H108V217H106L105 216V221H103L102 223H103V230H101L102 228H99L97 225H95L94 226V224L92 223V221H94L95 220V216L97 215H99L100 213H102V212H99V210H97V209H95L96 211H94V210H92L91 208H89L90 206L89 205H86V204H80V203H78L79 201H78V199H84L85 197H86V195H87V191L89 192V190H90V188H89V186L90 187H96L97 189H99L100 191L102 190V192H105L106 191V187H105V185H109L110 183L109 182H107V181H110V180H104L105 178H104V176L102 177V176H100V175H102L105 171L107 172V171H109L110 172V163H112L111 161H112V159L114 160V156L112 155V152L113 151H111ZM154 150H155V148H154V146L152 147ZM48 149V150H47ZM179 149V150H178ZM75 150V151H74ZM242 150H244V149H242ZM88 151V152H87ZM166 151V152H165ZM167 151H169V152H167ZM77 152V153H76ZM11 153V154H10ZM114 153V152H113ZM166 153H167V155H166ZM115 154V153H114ZM163 155H164V158H163ZM70 156V157H69ZM84 156V157H83ZM2 157V158H1ZM82 157V158H81ZM166 157V158H165ZM85 158V159H84ZM101 158V159H100ZM109 158V159H108ZM230 159H231V157H230ZM105 160V161H104ZM110 161V163H109V161ZM188 160V161H187ZM13 161V162H12ZM83 161V162H82ZM228 162H227V165H229V164H231L232 162H234V159H231L230 160V162H229V160H227ZM165 162H167V163H165ZM10 163V164H9ZM47 164V167H48V171L47 170H45V169H43V170H41L42 168H40V169H38L41 165H43V164ZM51 163V164H50ZM81 163V164H80ZM8 164V165H7ZM32 164V165H31ZM77 164H78V167H77ZM0 165V167H2ZM7 165V166H6ZM11 165V166H10ZM94 166V165H96L95 164V162L94 163H92L91 165H90V167L91 166ZM183 165V166H182ZM185 165V166H184ZM49 166H51V167H49ZM79 166H80V168H79ZM167 166H168V168H169V170H167ZM187 166V167H186ZM262 166V167H261ZM29 167H30V170L28 171V169H29ZM57 167V168H56ZM184 167H186V171L185 170H182ZM190 169H189V168ZM229 169H232V165H229V166H227ZM7 168H9L10 170L9 171H7L8 169ZM28 168V169H27ZM74 168V169H73ZM254 168V169H253ZM76 169V170H75ZM78 169H80V170H78ZM199 169V170H198ZM223 169V168H222ZM52 170V171H51ZM74 170V171H73ZM175 170H176V172H175ZM196 170V171H195ZM42 171H44V173L42 172ZM144 171V172H143ZM182 171H183V173H182ZM256 171V172H255ZM135 172L136 173H132V172H130V171H128V174L132 177V179L136 182V181H138L139 182V187H140V193H139V195H144V196H142L141 195V197L143 198H151L152 196H150V195H155V197H156V195H158L157 197L158 198H161V196H160V193H158V192H156L157 194H154V192H153V188L151 187V185L152 184H154L155 185V176H154V174L155 173H153L151 170H150V167H148L147 169L146 168H140V169H137V168H135ZM147 172V173H146ZM149 172V173H148ZM181 172V173H180ZM186 174H185V173ZM192 172H194L193 174H195V176L192 174ZM73 173V174H72ZM99 173H102V174H99ZM172 173V174H171ZM69 174V175H68ZM132 174V175H131ZM147 174V175H146ZM189 174V175H188ZM76 175V176H75ZM140 175V176H139ZM168 175H169V177H168ZM192 175H193V177H192ZM223 175H225V171L223 172ZM53 176V177H52ZM57 176L59 177V180L58 179H56L57 178ZM61 176H64V177H61ZM177 176V177H176ZM182 176H183V178H182ZM186 176V177H185ZM154 177V178H153ZM245 177V175H243L242 176V178H244ZM30 178H31V181H30ZM38 178V179H37ZM61 178V179H60ZM104 178V179H103ZM140 178V179H139ZM143 178V179H142ZM150 180H149V179ZM153 178V179H152ZM232 178V179H231ZM63 179V180H62ZM69 179V180H68ZM228 179H229V182H228ZM4 180V181H3ZM28 180H29V182H28ZM100 180L102 181V182H100ZM251 180V181H250ZM4 183H3V182ZM18 181V182H17ZM64 181V182H63ZM107 183H106V182ZM144 182L143 184H144V186H143V188L141 187L143 184L141 183V182ZM151 181H153L152 183H151ZM146 182V183H145ZM150 182V183H149ZM173 182V183H174ZM251 182V183H250ZM59 183H60V181H59ZM102 183H104L103 185H102V187L101 188H99L100 186H101V184ZM137 183V182H136ZM135 183V184H136ZM233 183V184H232ZM62 184H59L60 186L62 185ZM150 184V185H149ZM236 184V185H235ZM29 185H31V186H29ZM51 185V186H50ZM148 185V186H147ZM89 189H88V188ZM255 187V188H254ZM104 188V189H103ZM78 189V190H77ZM142 189V190H141ZM155 189V188H154ZM254 189V190H253ZM108 190V189H107ZM222 190V191H221ZM144 191H146V192H144ZM151 191V192H150ZM200 191V192H199ZM83 192V193H82ZM153 192V193H152ZM226 192V193H225ZM147 193H148V195H147ZM149 193H150V195H149ZM238 193V194H237ZM17 194V195H16ZM20 194V195H19ZM249 194V195H248ZM259 194V195H258ZM261 194V195H260ZM69 195H70V193H66V196H65V198H67V197H69ZM147 195V196H146ZM241 195V196H240ZM18 196V197H17ZM36 196V198H34ZM44 196V197H43ZM148 196H150V197H148ZM224 196V197H223ZM41 197V198H40ZM197 197H199L200 198V196L199 195H197ZM260 199H259V198ZM262 197V198H261ZM49 199V200H45V199ZM199 198H198V200H199ZM146 199H144L145 201H146ZM235 199V200H234ZM70 200V199H69ZM77 200V201H76ZM143 200V201H144ZM257 202H256V201ZM53 201V200H52ZM64 201V202H63ZM66 202V203H65ZM73 202V203H72ZM225 202V203H224ZM248 202V203H247ZM260 202V203H259ZM62 203H63V205H62ZM35 204V205H34ZM75 204V205H74ZM73 205L75 206V207H73ZM81 205H82V207H81ZM218 208H217V207ZM235 206H237L236 208H235ZM55 207V208H56ZM105 207H106V205H105ZM49 208V209H48ZM69 208V209H68ZM45 209V210H44ZM54 209V208H53ZM133 209H134V207H133ZM68 210V211H67ZM88 210V211H87ZM33 210H31V212H32ZM29 213V214H32V213ZM44 212V213H43ZM53 212H55V213H53ZM90 212H95V213H90ZM240 212V213H239ZM52 213V214H51ZM70 213V212H69ZM98 213V214H97ZM217 214H219V211L218 212H216ZM215 213V214H216ZM244 213V214H243ZM102 214H104V213H102ZM132 214H133V212H132ZM136 216H135V218H131L130 220H129V222H127V223H129L128 225H127V227H131L132 228V232H133V235H132V238H131V240L128 242L129 243V246H128V248L130 249L131 247H132V245L131 244H136L139 240H140V238H141V236H144V227H143V225H144V219H141L142 217L140 216V213L138 212V211H136ZM216 214V215H217ZM246 214V215H245ZM20 215H23V216H25V214L24 213H22V211H21V213H20ZM93 215V216H92ZM242 215V216H241ZM258 215V216H257ZM32 216V215H31ZM102 216V215H101ZM235 216V215H234ZM246 216V217H245ZM255 216V217H254ZM220 217V216H219ZM206 218V217H205ZM241 218V219H240ZM218 219V217H216V220ZM102 220H104V218L102 217ZM135 220V221H134ZM241 220V221H240ZM45 221H48V223H47V226H43L42 225V222H45ZM69 221V220H68ZM250 221V222H249ZM133 224H132V223ZM198 223V222H197ZM245 223V224H244ZM22 223H20V226L22 227V225H21ZM100 224V223H99ZM213 224V223H212ZM211 224V225H212ZM101 225V224H100ZM215 225H216V223H215ZM254 225V224H253ZM65 227V226H64ZM95 227V228H94ZM101 227H102V225H101ZM140 227H143V228H140ZM235 227V228H234ZM23 228V227H22ZM243 228V229H242ZM65 229V228H64ZM63 229V226L62 227H60L59 228V230H61V232L62 233H65V230ZM197 229V228H196ZM214 229V230H213ZM86 231V232H85ZM104 231V232H103ZM126 231H129V230H126ZM212 231H214L215 233V235H214V237H215V239L213 240V239H208V237L211 235V232ZM234 231H236V232H234ZM143 232V233H142ZM220 232L221 233H223V234H220ZM229 232V233H228ZM231 232V233H230ZM131 233V232H130ZM236 233V234H235ZM239 233H241V234H239ZM66 234V233H65ZM70 234H73V235H70ZM87 234V235H86ZM135 234V235H134ZM195 234V233H194ZM240 235V236H238V235ZM91 235V236H90ZM234 237H233V236ZM86 236V237H85ZM219 238H218V237ZM228 236V237H227ZM77 237H79V238H77ZM83 237V238H82ZM136 237V238H135ZM216 237H217V239H216ZM223 237V238H222ZM226 237V238H225ZM88 238V239H87ZM91 238V239H90ZM123 238H124V236H123ZM122 238V239H123ZM138 238H139V240H138ZM209 238H212V237H209ZM128 239V238H127ZM229 239V240H228ZM77 240H79V241H82V240H87L88 242H90L89 244H86V245H88V246H86V247H83L80 243H82V244H85L84 242H80V243H76L75 241H77ZM225 240H226V242H225ZM260 240L261 241H263L261 238H260ZM227 241H228V243H227ZM207 242H209V243H207ZM233 242V243H232ZM253 242V243H252ZM191 243H194V241L192 240L191 241ZM245 243H246V247H245ZM248 243V244H247ZM205 244V245H204ZM208 244V245H207ZM78 245H80V246H78ZM99 245V246H98ZM192 245V244H191ZM248 245H251L250 247L248 246ZM6 246H9V244H2V247H6ZM93 246V248H90V247H92ZM253 246V247H252ZM198 247V248H197ZM247 247H249L248 249H247ZM30 248H34V247H30ZM102 248H104V249H102ZM193 248V249H194ZM206 248H209L210 249V251L209 252H203V251H205L206 250ZM228 248V249H227ZM247 250H246V249ZM109 250V253H107L108 252V250ZM242 249H244V250H242ZM1 250H5L4 248H1L0 249V255H2L3 254V256H5V254H6V252L4 251V252H1ZM92 252H91V251ZM249 250H251V251H249ZM86 251V252H85ZM89 251V254L87 253ZM242 251V252H241ZM247 251H248V253H247ZM111 252V253H110ZM141 252V251H140ZM244 253V254H241V253ZM250 252V253H249ZM78 253H80V252H78ZM99 253V254H98ZM115 253V254H114ZM240 253V254H239ZM247 253V254H246ZM255 253V254H254ZM262 253H263V255H262ZM10 254V253H9ZM114 254V255H113ZM94 255V254H93ZM110 255V256H109ZM185 255V254H184ZM198 255V256H197ZM243 255V256H242ZM254 255V256H253ZM239 256V257H238ZM188 257H190L189 259H188V261L187 262H194V264H215L216 263V261H214L213 260V256L210 258V260H209V258L208 257H204V258H202V257H200L199 258V253L197 254V251L194 253L193 252V255H188V256H184V258L186 259V258H188ZM195 257V258H194ZM198 257V258H197ZM235 257H238V259L237 258H235ZM262 257V258H261ZM35 259H38V255H36L35 257H34ZM122 258V257H121ZM120 258V260L122 261V260H124L126 257H124V258H122L121 259ZM194 258V259H193ZM35 259H32L31 261H29L26 257H25V260H24V264H34L35 262ZM84 259V260H83ZM100 259V260H99ZM195 259H197V260H195ZM200 259V260H199ZM233 259V260H232ZM261 259H263V260H261ZM119 260V261H120ZM136 260H138V259H134V258H130V259H127L124 263H122V264H129V263H132V261H133V263H135L136 262ZM172 259H170L169 260V263H167V264H170V263H172L173 261H171ZM181 260V259H180ZM180 260H178V262L179 263H176V264H185V263H182V262H180ZM210 262H209V261ZM212 260V261H211ZM119 261H117V263L116 264H120L119 263ZM142 261V260H141ZM0 264H8V261H1L0 260ZM32 262V263H31ZM224 262V263H223ZM250 262V261H249ZM248 262V264H250ZM256 262V263H257ZM12 264V263H11ZM14 264V263H13ZM18 264V263H17ZM175 264V263H174Z\"/></svg>",
	"mask_w": 264,
	"mask_h": 264
}]
</instances>
